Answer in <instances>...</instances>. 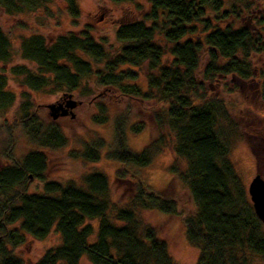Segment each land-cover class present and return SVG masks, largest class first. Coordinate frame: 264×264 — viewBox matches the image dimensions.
<instances>
[{
  "label": "trees",
  "instance_id": "obj_1",
  "mask_svg": "<svg viewBox=\"0 0 264 264\" xmlns=\"http://www.w3.org/2000/svg\"><path fill=\"white\" fill-rule=\"evenodd\" d=\"M68 12L79 17L76 0H65ZM122 3L130 0H112ZM52 0H0V9L9 15L34 12ZM150 10L140 21L122 24L115 32L117 48L98 43L87 33L68 34L48 44L40 34L21 40L20 54L36 64L12 68L32 91L48 87L70 93L83 82L93 80L119 97L149 103L156 126L174 137V152L186 164L183 172L170 168L187 187L196 213L184 219L188 241L200 250L196 264H264V224L258 219L240 178L230 161L235 137L227 102L210 85L231 78L244 83L254 77L253 59L264 55V34L248 27L234 29L220 23L234 13L225 9V0H149ZM247 5V4H246ZM202 26L203 38L194 36ZM170 54V65L163 58ZM13 57L11 41L0 28V63ZM207 64L200 71L202 59ZM147 65V91L136 83L137 71ZM7 77L0 74V111L15 104V95L6 89ZM261 99L264 103V83ZM98 124L109 121L101 104ZM21 114L12 129L22 128L30 142L42 149H61L68 139L61 127L46 124L30 96L23 95ZM144 123L130 125L128 115L114 121V142L107 157L122 166L117 180L130 179L135 194L126 207L113 209L106 175L84 176L83 185L45 182L47 157L29 152L21 161L11 153L12 163L0 168V264H25L14 250L26 237L47 238L55 230L61 244L49 249L35 264H79L86 256L92 264H174L167 243L157 231L141 221L139 212L156 209L177 214L175 200L152 191L131 168L148 167L161 149L163 137L153 140L140 153L127 147V131L139 133ZM11 130L9 134H11ZM12 136V134H11ZM106 142L95 138L81 151H73L89 163L101 159ZM34 180L43 181L42 193L29 192ZM98 221L97 230L92 222ZM93 239V240H92Z\"/></svg>",
  "mask_w": 264,
  "mask_h": 264
},
{
  "label": "rangeland",
  "instance_id": "obj_2",
  "mask_svg": "<svg viewBox=\"0 0 264 264\" xmlns=\"http://www.w3.org/2000/svg\"><path fill=\"white\" fill-rule=\"evenodd\" d=\"M79 7V17L74 19L68 12L65 0H52L47 7L38 8L34 12L19 15L6 14L0 9V28L8 35L13 57L8 63H0V74L7 77V91L15 95V104L7 112L0 111V168L9 165L11 161L5 158V152L10 147L13 157L21 161L29 152H42L46 155L48 168L45 172V182L60 183L75 182L83 185L87 174L99 172L107 176L110 184V197L113 209L126 207L134 196V184L130 179L117 180V170L121 164L111 161L107 152L114 142V121L119 116L128 115L130 125L144 123V129L135 134L127 131V147L135 153H140L153 140L163 137L161 149L154 155L151 164L142 169L131 168L143 182L154 192L164 198L175 200L178 204L177 214H165L159 210H143L139 212L141 221L153 227L160 239L168 246L169 254L174 264H196L200 250L187 239L184 219L196 213L195 203L184 183L170 171L176 165L179 172L186 168L184 161L179 160L174 152V137L168 129L160 130L146 110L149 103L136 99L119 97L118 92L108 87H98L93 80L83 82L79 91L68 92L54 90L48 87L41 91H32L23 83L21 77L12 73V68L26 66L36 69V64L21 57V40L33 34L42 35L48 44L68 34L87 33L98 43L108 48H117L115 32L122 24L140 21L150 10L149 0H130L114 3L112 0H76ZM225 9L235 11L221 26L230 25L234 29L248 27L257 34H264V0H225ZM247 4V5H246ZM202 26L196 35L187 36L197 40L203 38ZM172 57L167 54L163 58L170 65ZM207 64L206 57L202 59L200 71ZM254 77L247 82L237 83L231 78L220 79L210 85L217 96L223 98L228 105L229 117L235 131L230 161L241 180L245 193L250 199L248 188L252 180L260 175L264 179V103L261 99L264 83V55L257 56L252 62ZM138 73L136 83L143 91H147V65L141 69H133ZM29 95L39 117L46 123L58 124L68 139L66 147L61 149H42L33 145L22 128L12 129L13 124L20 119L18 107L23 95ZM75 101L77 106L73 115L54 120L50 105H63ZM108 109L109 121L98 124L94 116L100 114V105ZM12 131L9 134V131ZM95 138H102L106 148L102 150L101 159L97 163H89L80 157H73L71 152L81 151L85 143ZM43 181L34 180L29 192L42 193ZM251 201V199H250ZM252 203V202H251ZM95 230L98 221H93ZM93 240V239H92ZM61 236L55 230L43 240L30 236L14 253L25 264H35L49 249L61 244ZM79 264H92L83 256Z\"/></svg>",
  "mask_w": 264,
  "mask_h": 264
},
{
  "label": "water",
  "instance_id": "obj_3",
  "mask_svg": "<svg viewBox=\"0 0 264 264\" xmlns=\"http://www.w3.org/2000/svg\"><path fill=\"white\" fill-rule=\"evenodd\" d=\"M77 106L75 101H68L66 107L63 105H50L51 116L54 120L60 117L68 116V114L73 115V109ZM248 193L254 208L255 214L258 219L264 224V179L260 175H257L249 185Z\"/></svg>",
  "mask_w": 264,
  "mask_h": 264
}]
</instances>
